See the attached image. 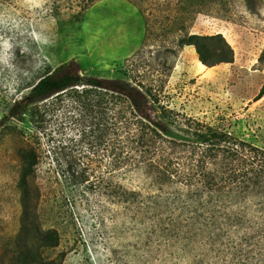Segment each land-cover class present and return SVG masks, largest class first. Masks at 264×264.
Returning <instances> with one entry per match:
<instances>
[{
  "label": "rangeland",
  "instance_id": "obj_1",
  "mask_svg": "<svg viewBox=\"0 0 264 264\" xmlns=\"http://www.w3.org/2000/svg\"><path fill=\"white\" fill-rule=\"evenodd\" d=\"M88 1L0 0V120L14 102L24 101L32 84L60 66L112 79L138 51L144 33L138 9L125 0H97L80 10ZM189 1L155 0L147 10L165 23L168 10L180 8L178 26L188 34L221 35L233 62L208 68L192 47H184L167 74L144 72V81L162 87L163 101L172 109L264 150V95L256 100L264 85L259 63L264 0H199L195 8ZM156 40L168 45L160 38L146 46ZM147 51L135 60L140 71ZM96 95L90 96L91 104L101 100L106 107L111 101L115 111L122 108L119 100ZM27 112L22 122L8 121L0 135V250L19 231L17 151L24 148L38 161L39 221L60 235L58 247L47 253L51 259L62 258V264H264V200L189 203L170 194L152 200L142 193L136 204L111 203L102 190L107 156L106 144L97 139L96 124L100 130L104 124L98 109L68 91L28 106ZM104 113L107 117L108 109ZM74 161L96 180L92 190L56 176Z\"/></svg>",
  "mask_w": 264,
  "mask_h": 264
},
{
  "label": "trees",
  "instance_id": "obj_2",
  "mask_svg": "<svg viewBox=\"0 0 264 264\" xmlns=\"http://www.w3.org/2000/svg\"><path fill=\"white\" fill-rule=\"evenodd\" d=\"M96 1L89 0L80 10ZM125 1L138 9L144 33L140 48L125 61L120 75L112 79L88 77L74 71L70 64L62 65L32 84L24 101L14 102L0 120V135L8 121L24 120L28 106L74 91L77 100L85 99L87 106L96 107L97 114L104 118L103 128L98 129L99 123L96 127L97 139L106 144L107 177L102 190L109 202L136 204L142 193L152 200L154 196L170 194L189 203L264 200L263 149L172 109L163 101L162 87L144 81V72L167 74L173 68L177 51L184 47H192L198 61L208 68L232 63L231 47L221 35L185 32L184 27L178 26L180 8L176 6L173 12L168 10L164 23L157 21L155 13H148V7H155V0ZM198 1L189 2L195 8ZM160 38H166L168 45H160L156 40L146 46ZM146 48L148 60L142 65L145 70L140 71L135 60ZM259 63L264 65V48ZM94 93L119 100L122 108L115 111L111 101L106 107L101 100L91 104L90 96ZM263 95L264 85L256 100ZM17 156L22 214L18 234L1 247L0 264H62V258L51 259L47 254L58 247V231L44 228L39 221L41 191L36 155L23 148ZM56 176L75 188L96 187L88 168L75 161L65 164Z\"/></svg>",
  "mask_w": 264,
  "mask_h": 264
}]
</instances>
